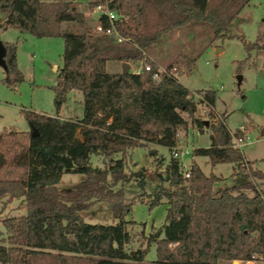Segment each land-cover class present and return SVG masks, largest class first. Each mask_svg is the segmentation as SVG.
<instances>
[{"label":"trees","instance_id":"obj_1","mask_svg":"<svg viewBox=\"0 0 264 264\" xmlns=\"http://www.w3.org/2000/svg\"><path fill=\"white\" fill-rule=\"evenodd\" d=\"M250 1L91 3V8L107 4L117 15L115 29L125 39L118 43L95 33L85 15L65 0H0V14L7 15L0 20V32L12 28L36 38L61 37L64 44L63 65L52 88L56 115L23 111L29 132L0 133V198L25 199L24 215L2 221L6 238L0 244V264H219L248 262L255 254L264 257V192L253 197L239 192L264 181V171L229 147L231 133L214 113L215 92L198 91L214 119L206 121L191 91L178 82L194 67L193 58L179 55L155 81L160 68L145 54L166 34L193 23H206L215 36L222 34ZM63 23L75 24L80 32L63 31ZM98 23L104 29L110 26L104 16ZM261 40V45L242 41L244 50L264 49V34ZM3 45L7 71L2 82L11 89L24 78L16 65V44ZM110 61L142 62L150 71L108 73ZM72 91L82 95V117L61 119L58 114ZM183 115L198 131H209V147L196 148L193 155L207 157L211 165L231 164L233 178L249 181L215 193L218 177L204 175L192 162L191 176L184 179L180 161L170 158L165 175L157 176L162 184L149 196V209L166 201L165 222L150 234L145 249L127 253L130 222L125 219L134 201L125 202L122 186L135 178L144 190L145 172L128 176L124 159L114 157L146 144L175 148L178 130L187 126ZM92 155L104 158L103 168L90 165ZM70 173L85 175V180L58 190L63 174ZM97 202L110 205L111 225L82 220L80 213ZM151 244L156 246V260L147 263Z\"/></svg>","mask_w":264,"mask_h":264},{"label":"rangeland","instance_id":"obj_2","mask_svg":"<svg viewBox=\"0 0 264 264\" xmlns=\"http://www.w3.org/2000/svg\"><path fill=\"white\" fill-rule=\"evenodd\" d=\"M52 2L56 0H43ZM77 11L85 15L88 24L93 27L98 21L97 7L90 4L98 0H65ZM6 14H0V20L6 19ZM63 31L79 33L75 24L63 23ZM264 34V0H251L250 3L234 19L227 31L215 36L212 28L203 22L193 23L174 32L168 33L161 40L148 48L146 56L155 61L160 69L165 70L179 55L183 54L195 60L194 67L187 74L178 78V82L191 91L192 97L198 96V91L211 90L215 92V111L220 115L226 127L235 132L239 126H244L251 143L242 148L245 159L254 163L255 169L264 171V49H253L250 53L244 50L243 42L252 44L261 40ZM3 43L16 44V65L22 73L24 81L15 88H7L3 84L4 71L0 67V131L16 129L19 132H29L30 128L24 119L23 111L43 113L55 116L54 92L57 76L62 68L63 39L36 38L27 33L9 28L0 32ZM243 41V42H242ZM130 72H140L143 63H131ZM240 66L239 73L236 71ZM122 72V66L109 63L107 71ZM238 77L240 79L238 80ZM200 96V95H199ZM198 106V111L200 110ZM83 111L82 95L72 91L67 102L59 112L60 117L78 119ZM204 111V110H202ZM202 119L213 122L209 116L199 112ZM187 120V126L178 130L177 146L207 148L210 144L209 131L203 132L192 127ZM263 132V135H262ZM80 133L77 137H80ZM116 159L123 158L125 172L128 176L138 171L145 172V188L141 190L135 178L122 186L126 203L134 201L131 212L126 219L129 223L130 242L125 247L126 252L143 250L147 247V239L155 232L152 227H161L166 218L168 205L166 201L149 209V196L157 191L162 184L157 177L165 175V168L171 157V151L155 144H146L142 148L126 150L123 154L115 155ZM194 160L192 156L184 159L188 166ZM205 173L211 170L224 179L214 186V192L248 182L245 177H231V164L211 165L207 157L196 159ZM104 158L92 155L90 165L103 168ZM85 180V175L63 174L56 185L58 190L68 189ZM259 187L239 191L250 197L264 192V181H257ZM166 187L167 184L163 183ZM117 186L116 189H120ZM238 192V193H239ZM25 214V199L18 198L8 202V197L0 198V244L6 238L2 221L11 217ZM82 220L87 224L111 225L110 205L97 202L88 210L81 212ZM135 223H134V222ZM156 246L148 247L146 262L156 260ZM219 264H231L219 262ZM237 264V263H236ZM252 264H264L263 259H257Z\"/></svg>","mask_w":264,"mask_h":264},{"label":"built area","instance_id":"obj_3","mask_svg":"<svg viewBox=\"0 0 264 264\" xmlns=\"http://www.w3.org/2000/svg\"><path fill=\"white\" fill-rule=\"evenodd\" d=\"M96 9L99 15L98 18L100 16H104L108 20L110 26L107 29H104L100 25V23H98L97 21V23L94 26V32L97 34H104L106 36L112 37L118 43L125 41V39L115 29V22L117 20V15L113 11L107 8V4L97 6ZM142 68L147 72L150 71L149 65H143ZM164 71L165 70L163 69H159L158 72L153 75V80L158 81L160 74L163 73ZM140 72H133V73H140ZM196 97L197 98L195 99L193 98V99H194V102L197 103V105L201 107L199 112H202L205 116H208L209 112L211 111V109L209 108V105L207 104V102L204 100V98L201 95L200 96L198 95ZM230 133H231V140H230L229 147L234 150L241 151L243 147L251 143L250 137L248 136V133L246 132V129L244 126H239L235 132H230ZM193 150L194 149L190 147H185V148L175 147L170 150L171 157L173 159H178L180 161L181 174L184 179H189L191 176L190 168L192 166V162L188 166H185L183 161L186 157L192 156ZM258 258L264 260V257L261 254H255L252 256L251 261L243 262V264H252ZM231 264H233V262Z\"/></svg>","mask_w":264,"mask_h":264},{"label":"crops","instance_id":"obj_4","mask_svg":"<svg viewBox=\"0 0 264 264\" xmlns=\"http://www.w3.org/2000/svg\"><path fill=\"white\" fill-rule=\"evenodd\" d=\"M0 40H1V38H0ZM3 42V41H2ZM149 57V56H148ZM151 60L152 61H154L153 60V58H151ZM155 62V61H154ZM109 63H114V64H116V65H118V67L120 66H122V63L121 62H115V61H110V62H107L106 63V66H105V68H106V71H107V67H108V64ZM130 65V64H129ZM130 67H131V65H130ZM108 72V71H107ZM109 73V72H108ZM113 73H121V72H117L116 71V69H115V71H113ZM35 113H37V112H35ZM39 114H43V113H39ZM44 115V114H43ZM60 117V116H59ZM82 117V113H81V115L80 116H78V119H80ZM61 119H69V118H67V117H60ZM230 131V130H229ZM2 131H0V133H1ZM231 132V131H230ZM262 135H263V132H262ZM80 138V137H79ZM210 145V144H209ZM209 147V146H208ZM163 148V147H162ZM191 148V147H190ZM164 149H166V148H164ZM201 156H194L193 155V158H194V160L192 161V162H194L199 168H200V170L202 171V173L204 174V175H206V176H209L210 174H213L214 176H216V177H218L219 179H220V181H222L224 178L222 177V176H219V175H217V174H214L213 173V171L211 170L209 173H205L204 171H203V169H202V167L197 163V161H196V159H198V158H200ZM248 161V160H247ZM217 165V164H216ZM253 167H254V165H253ZM261 171V170H260ZM232 174H233V166H232ZM232 174L230 175L231 177H232ZM255 187L256 188H258L259 187V184H257V183H255ZM127 221V220H126ZM134 222V221H133ZM135 223V222H134ZM160 228V227H159ZM152 229H158V228H156V227H152ZM237 263L238 264H243V262H239V261H237ZM234 264V263H233Z\"/></svg>","mask_w":264,"mask_h":264},{"label":"water","instance_id":"obj_5","mask_svg":"<svg viewBox=\"0 0 264 264\" xmlns=\"http://www.w3.org/2000/svg\"><path fill=\"white\" fill-rule=\"evenodd\" d=\"M5 54H6L5 47L3 45V42L0 40V67L2 68V70L4 72L7 71V66H6V63H5V60H4ZM122 68H123L122 73H127L129 71V69H130V65L127 64V63H122ZM239 79H240V77H238V80ZM36 134H37L36 131L32 130V136H36ZM233 263L236 264L237 261H234Z\"/></svg>","mask_w":264,"mask_h":264},{"label":"bare ground","instance_id":"obj_6","mask_svg":"<svg viewBox=\"0 0 264 264\" xmlns=\"http://www.w3.org/2000/svg\"><path fill=\"white\" fill-rule=\"evenodd\" d=\"M238 264V263H237Z\"/></svg>","mask_w":264,"mask_h":264}]
</instances>
